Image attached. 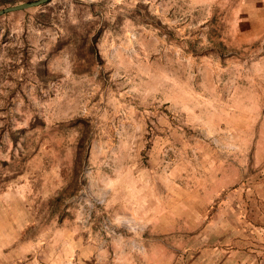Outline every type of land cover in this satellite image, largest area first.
I'll use <instances>...</instances> for the list:
<instances>
[{"label": "rangeland", "instance_id": "obj_1", "mask_svg": "<svg viewBox=\"0 0 264 264\" xmlns=\"http://www.w3.org/2000/svg\"><path fill=\"white\" fill-rule=\"evenodd\" d=\"M0 264H264V0L0 15Z\"/></svg>", "mask_w": 264, "mask_h": 264}, {"label": "water", "instance_id": "obj_2", "mask_svg": "<svg viewBox=\"0 0 264 264\" xmlns=\"http://www.w3.org/2000/svg\"><path fill=\"white\" fill-rule=\"evenodd\" d=\"M51 1L52 0H35V1L20 3L16 5H11L3 9H0V15H4L6 13L13 12V11L24 10V9L35 7V6L44 5Z\"/></svg>", "mask_w": 264, "mask_h": 264}]
</instances>
